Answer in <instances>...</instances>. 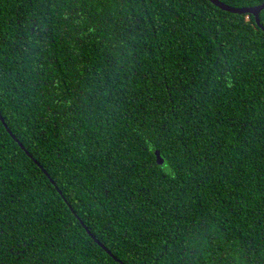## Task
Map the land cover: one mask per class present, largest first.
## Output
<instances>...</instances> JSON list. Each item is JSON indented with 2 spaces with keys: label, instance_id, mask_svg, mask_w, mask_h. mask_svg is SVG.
I'll use <instances>...</instances> for the list:
<instances>
[{
  "label": "trees",
  "instance_id": "obj_1",
  "mask_svg": "<svg viewBox=\"0 0 264 264\" xmlns=\"http://www.w3.org/2000/svg\"><path fill=\"white\" fill-rule=\"evenodd\" d=\"M0 117V264H264V9L0 0Z\"/></svg>",
  "mask_w": 264,
  "mask_h": 264
},
{
  "label": "water",
  "instance_id": "obj_2",
  "mask_svg": "<svg viewBox=\"0 0 264 264\" xmlns=\"http://www.w3.org/2000/svg\"><path fill=\"white\" fill-rule=\"evenodd\" d=\"M209 1L224 11H228V12H232V13H239V14L240 13L252 14L255 17L256 21H258L259 12L264 9V2L257 4V5H253V6L236 7V6L228 5V4H226L220 0H209ZM0 118H1V121H3L2 117H0ZM19 145L22 147L21 143H19ZM156 158H157V161L159 162V164L163 163V158L160 156V154H157ZM44 172L46 173L45 170H44Z\"/></svg>",
  "mask_w": 264,
  "mask_h": 264
}]
</instances>
